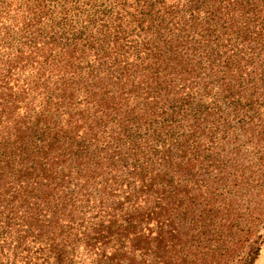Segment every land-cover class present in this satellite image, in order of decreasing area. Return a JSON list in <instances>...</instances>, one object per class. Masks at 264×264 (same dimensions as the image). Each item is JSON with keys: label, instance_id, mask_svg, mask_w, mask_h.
Masks as SVG:
<instances>
[{"label": "trees", "instance_id": "obj_1", "mask_svg": "<svg viewBox=\"0 0 264 264\" xmlns=\"http://www.w3.org/2000/svg\"><path fill=\"white\" fill-rule=\"evenodd\" d=\"M264 0H0V264H254Z\"/></svg>", "mask_w": 264, "mask_h": 264}, {"label": "rangeland", "instance_id": "obj_2", "mask_svg": "<svg viewBox=\"0 0 264 264\" xmlns=\"http://www.w3.org/2000/svg\"><path fill=\"white\" fill-rule=\"evenodd\" d=\"M254 264H264V241L261 246L259 257L257 258L256 262Z\"/></svg>", "mask_w": 264, "mask_h": 264}]
</instances>
